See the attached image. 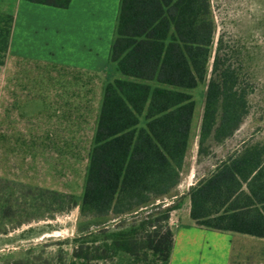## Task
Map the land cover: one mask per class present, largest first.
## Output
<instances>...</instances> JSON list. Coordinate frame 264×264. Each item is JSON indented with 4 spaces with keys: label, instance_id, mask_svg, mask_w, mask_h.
<instances>
[{
    "label": "trees",
    "instance_id": "1",
    "mask_svg": "<svg viewBox=\"0 0 264 264\" xmlns=\"http://www.w3.org/2000/svg\"><path fill=\"white\" fill-rule=\"evenodd\" d=\"M27 1L58 9L72 3ZM215 33L211 0H120L109 54L117 78L103 89L81 201L6 183L0 188V234L11 232L7 225L30 224L34 215L42 219L79 208L85 221L82 236L71 240L78 244L76 260L152 252L168 264L174 240L167 226L179 205L164 208L165 200L178 186L190 151L193 93L204 87L198 157L211 160L213 169L187 194L190 218L201 229L264 239V137L246 138L221 158L214 152L241 130L255 94L250 73L238 57L234 62L224 53L223 39L214 47ZM139 214L144 217L125 224ZM111 222L119 223L110 228ZM31 253L6 264H35Z\"/></svg>",
    "mask_w": 264,
    "mask_h": 264
},
{
    "label": "rangeland",
    "instance_id": "2",
    "mask_svg": "<svg viewBox=\"0 0 264 264\" xmlns=\"http://www.w3.org/2000/svg\"><path fill=\"white\" fill-rule=\"evenodd\" d=\"M211 5L216 24L214 47L222 38L224 53H229L234 62L237 57L242 61L244 69L250 73L255 86V94L251 98V115L246 119L237 135L227 142L225 148L214 149L216 156L221 158L246 138L264 137V118L259 120L264 115V0H211ZM109 22L110 20L107 21L105 27H102L100 35L95 29H90L79 39L75 38L71 51L70 49L58 50L55 54L56 58L67 66L63 67L65 70L58 69L57 78L56 80L53 79V81L58 82L57 85L61 88L59 94L60 109L63 108L67 99L71 100L72 98H74V106H78L81 95L80 89L87 82L92 89L91 97L93 100L90 108H93V112L91 113L90 125H85L84 130L79 132L78 123L80 122L81 111L78 110V107L72 110L75 118L69 117V122L74 124V127L72 128L71 124L68 130L70 134L75 135L76 140L72 143L74 146L73 154H69L68 157H65L63 150L59 152L56 158L37 157V143L23 140L24 137H30L29 135H33L36 131L34 110L38 106H36L37 100L33 99L35 97L33 87L50 85L49 78L36 77L39 73L41 76L45 75L46 69L38 67L37 71L35 69L36 64L33 63L28 67L26 65L28 62H25L12 67V70L9 71L10 73L4 81L3 93L0 95V179L5 182H0L1 189H5L6 183L10 187L20 188L21 185L40 187L74 195L78 202L81 201L89 159L88 146L93 136L94 109L98 107L101 84L103 83L102 86H105L117 78L109 65V49L114 37L113 33L111 39ZM16 33L13 54L23 56H26L27 51H30L31 56L43 52L44 45L40 51L35 50V48L43 43L46 38L53 40L47 36L42 39L43 36L40 34L39 39L30 40L25 38L26 33L19 34V29ZM53 43L57 44L55 40ZM82 46H86V48ZM11 64H13L12 60ZM104 68L106 70L102 71ZM28 91L29 93H26ZM204 92L205 88L200 87L193 93L197 109L187 160V174L188 169L195 165L196 136L199 132ZM28 108L32 109L29 110ZM61 112H64L63 109ZM69 112L71 113V111ZM59 144L62 148L63 143L60 142ZM210 162L212 161L210 160ZM210 162L204 161L200 165V170L207 169ZM179 200V198L166 199L164 208L177 204ZM142 217H144L142 214L128 216L125 218V224H133ZM33 218L30 224H24L21 228L13 229L15 223L7 225V228L11 232L18 233L22 229L34 227L37 234L44 233L37 240L21 244L30 249L33 260L38 259L35 264H162L161 260L152 252L139 257H132L121 252L116 258L106 261L84 262L76 260L73 257V250L78 244L71 240L82 236L79 227L85 221L80 216L79 208L67 212H58L53 217L47 216L38 219L37 215H34ZM181 220L182 224H185L187 218L182 217ZM118 223L111 222L108 227L114 228ZM160 225L166 227L167 224L161 223ZM167 227H170L172 231L173 224H170L169 221ZM99 228L92 227V231ZM163 232L166 230L164 229ZM230 235L234 236L235 248L237 247L236 250L240 251L234 256L232 264H264V239L232 233ZM9 249L11 250V248Z\"/></svg>",
    "mask_w": 264,
    "mask_h": 264
},
{
    "label": "crops",
    "instance_id": "3",
    "mask_svg": "<svg viewBox=\"0 0 264 264\" xmlns=\"http://www.w3.org/2000/svg\"><path fill=\"white\" fill-rule=\"evenodd\" d=\"M119 5L120 0H72L68 9H58L29 3L27 0H0V95L4 90L5 78L10 73L9 71L12 70V67L24 64L25 62H28L26 64L28 67L33 63L36 64L35 69L37 71L38 67L45 68V75L41 76L38 72L39 74L36 77L49 78L50 82V85H36V87H33L35 94L33 99L37 100L36 106H38L34 110L36 131L33 135H29L30 137H24L23 139L24 141H34L37 143V157L56 158L61 150L66 155L65 157H68L69 154L72 155V151H74L72 143L76 140L75 135L70 134L68 130L72 124L69 122V117L75 118L72 110L78 107V110L80 109L81 111L80 122L78 123L79 132L84 130L85 125H90L91 113L93 112V108H90L93 100L91 97L92 89L88 82V84H84L82 89H80L81 95L79 100L77 99L79 102L78 106H74V98L71 100L66 98L67 100L62 108L64 112H61L62 109L59 107L61 88L57 85L58 82L53 81V79L56 80L58 69H63V67L67 66L56 58V52L64 49H70L71 51L75 38L79 39L90 29H95L98 35H100L102 27H105L108 20H110L112 39ZM18 29L19 34L26 33L25 38L30 40L34 38L39 39L40 34L43 36L42 39L45 36L51 37L57 44L53 43V40L46 38L43 43H40L35 48V50L40 51L44 45L43 52L39 54L31 56L30 51H27L26 56L13 54V44ZM82 47L86 48V46ZM12 56L15 57L12 58ZM18 59L19 61H16ZM11 60L13 64H11ZM105 70L106 68L102 71ZM102 85L103 83L101 84L100 95L98 97V107L94 109L95 115L92 121L93 136L89 141L88 152H90L92 146L97 117L102 103V92L104 89ZM26 93H29V91ZM23 101H20V103H23ZM24 104L27 106L26 102ZM194 124L195 121L193 120ZM200 125L201 119L199 130ZM71 127L73 128L74 124ZM198 135L199 132L196 136L197 151L194 156L196 159L195 165L188 169L187 174L189 151L185 159L180 182L170 197L172 199L179 198L180 200L177 201L179 205L178 209L173 211L170 217V224H173V228L171 229L174 242L168 264H232L236 253H240L239 250H236L237 247L235 248L234 236H231L230 233L198 228L190 218L191 203L187 194L193 186L205 177L209 170L213 169V163L210 160H200L198 157ZM60 142L63 143L62 148H60ZM204 161H209L210 165L207 169L200 170V165ZM182 217L187 218L185 224H182ZM43 235L44 233L37 234V230L34 227L22 229L18 233L0 234V264L24 258L30 249L21 244L37 240ZM17 244L20 245L15 246Z\"/></svg>",
    "mask_w": 264,
    "mask_h": 264
}]
</instances>
